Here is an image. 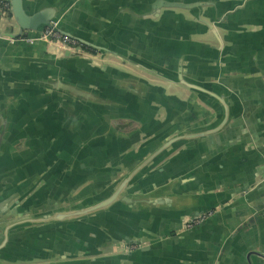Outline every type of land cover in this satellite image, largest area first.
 Here are the masks:
<instances>
[{
  "label": "crops",
  "instance_id": "1",
  "mask_svg": "<svg viewBox=\"0 0 264 264\" xmlns=\"http://www.w3.org/2000/svg\"><path fill=\"white\" fill-rule=\"evenodd\" d=\"M156 1H69L66 12L63 11L60 16L61 24L76 36L95 44L94 47L79 44L77 51L95 64L109 66L107 74L112 77L119 71L141 78L140 80L145 82L140 83V96H130L125 91H120L122 95L117 94L123 109L129 108V114L138 121L134 126L114 128L120 133L117 134L116 142H113L116 138L113 137V141L109 140L104 145L90 144L88 161L84 162L85 164L82 161L74 162L76 167L83 164L85 167L80 168L91 173L82 179L81 176H73L67 170L72 159L65 158L66 153L63 149H55L54 145L42 143L41 132L44 133L45 130L48 132V129H51L47 126L48 122H51L48 115L30 116L32 118L28 122L22 120L30 113L24 106L21 107L23 102L33 106L43 98H38L37 94L36 97H29L30 102L27 99L23 101L20 98H13L12 101L15 102L9 109L17 101L19 104L15 110L7 112V116L13 117L10 123H15L17 133H24L27 143L23 148L13 145L16 148L12 147L11 152L25 156L18 159L26 161L16 163L17 166L24 167L25 173L31 168L38 169L41 173L46 172L40 177L45 182L56 181L52 190L57 192L63 188L58 187V184L84 183L86 190L81 187L77 191L84 194L93 188L98 189V185H104L116 174H126L129 166L134 167L157 149L162 141L174 134L204 127L217 117L221 104L213 101L214 106H210L186 86L169 80L165 74L155 73L167 72L170 76L179 73L178 57L174 53L177 46L174 38L178 40L188 38L187 34H184L183 38V35L167 29L169 25L172 26L167 22H172L169 16L166 18L162 15L145 16L151 12ZM169 1L192 3L199 0ZM201 1L212 3L219 13H223L216 23L219 25L217 27L219 39L208 31L203 34H192L193 40L190 39L185 44L187 46L180 51L189 54L194 47L199 48H195V53H191L193 55L186 57L183 62V75L198 84L219 83L227 86L230 91L232 119L222 132L186 139L163 161L155 164L145 174H141L138 182L129 188L131 192L145 194L174 178H181L197 170L199 184L191 185L188 193L208 194L213 190L212 192L223 196V204L222 206L219 204L214 217L192 230L183 229L185 217L180 211L178 213L165 211L162 216L157 215L147 221L145 218L137 223L127 215L114 213L117 218L106 216V220H102L104 223L90 222L88 230L95 231L96 236L89 237V246L92 250L87 249L85 253L98 251L102 256L113 255L115 254L112 250L113 244L126 238L140 237L142 239L140 243L147 249L140 248L134 258L123 259L120 264H264V0ZM210 7L205 5L204 13L207 14ZM178 12L186 14L191 21L195 18V12L200 11L181 8L177 9L176 13ZM172 17L176 16L173 14ZM186 22L188 21L183 20V23ZM17 30L11 21L0 20V66L1 62L4 66H26L34 62L23 60L44 58L49 55L59 61L62 59L68 61L69 66H78L76 57H64L65 49L60 44L49 43L45 47L43 44L30 45L3 37ZM195 40L199 42L195 43L197 46L192 44ZM95 47L103 48L104 52L99 53ZM145 62L151 65L149 67L152 70L144 67L142 63ZM34 64L41 68L45 67L37 62ZM17 110L20 111L14 112ZM87 115L100 117L97 111L87 112L85 117ZM41 127L45 129L40 131L39 136L35 135L34 133ZM31 133L34 137L29 136ZM131 139L132 142L129 143ZM79 145L74 146V153L78 151ZM221 154L223 158L231 160H248L242 164V169L239 165L230 168L231 172L237 173L231 177L227 186L210 189L208 186L215 181V177L211 176L213 169L208 168V164L215 162ZM49 156L52 158L49 159ZM4 159L7 162L12 160ZM8 165L10 164L0 162V170L1 167ZM166 165L167 169L160 172L159 169ZM55 177L58 179L55 180ZM235 188H242L243 191L237 192ZM228 189H232L233 192L229 194ZM73 191L75 190L72 187L63 189L64 193ZM94 217L98 218L99 215ZM67 229V235L79 234V231ZM51 235L49 232V237ZM53 235L58 239L49 238L46 246L48 250H56L58 258L48 257V262L64 261L65 259L59 255L60 247L65 244L63 234L54 230ZM50 242L52 247L48 246ZM66 245L77 246L74 240H68ZM35 246L39 244H34L33 247ZM9 249L13 250L12 247ZM82 253L83 250L80 248H74L70 250V257L72 260L84 258ZM7 254L6 259L11 262L18 259ZM23 254L29 253L24 251Z\"/></svg>",
  "mask_w": 264,
  "mask_h": 264
},
{
  "label": "water",
  "instance_id": "2",
  "mask_svg": "<svg viewBox=\"0 0 264 264\" xmlns=\"http://www.w3.org/2000/svg\"><path fill=\"white\" fill-rule=\"evenodd\" d=\"M69 1L71 0H9L11 6L10 14L7 16H2L0 14V20L5 19L11 21L18 30L17 32H9L7 36L3 37L20 40L30 45L43 44L46 47L49 42L42 39L41 34L46 28H51L62 35L77 40L80 44L88 46L93 45L94 47L95 44H90V42L76 36L72 32L66 30L61 24L60 16L63 11L66 12L65 10L67 9ZM209 3L210 2L201 0L192 3L157 0L151 12L145 14V16L160 17L162 15L164 18L169 16L172 22H167H170L172 26L169 25L168 27L170 28L167 27V29H170L173 33L176 32L177 34L183 35V38L184 34L188 35L186 39L178 40L174 38L175 44H177L174 53L178 57L179 73L176 76H170L167 72L159 73L155 71V73L165 74L164 76L169 78V80L181 83L200 96L202 101L205 100L210 106L213 105V101L221 104L222 107L218 111L217 117L204 127L178 132L171 138L162 141V144H160L157 149L144 158L142 157L143 159L138 164L134 167L129 166L128 172L120 176L121 181L118 185L114 186V190L109 196L101 198L102 195L97 197L96 194L95 196L84 198L76 205L65 206L48 214H44L43 216L39 215L26 218L24 220L26 222H48V227L50 228H53L51 226L58 225L64 227V230L60 231V233L63 234L65 244L63 247H60L61 251L59 250V255L65 260L58 262L50 261L46 264H120L121 260L135 256L137 254L136 251L103 256L100 254L101 252L94 251L89 253L93 255L90 257L73 260L70 257V250L74 248H80L84 253L87 249H90V251L92 250L91 246H89V237L92 236L94 238L96 234L95 231L90 232V230H88L90 227L89 224H91L90 222H101L103 217L102 219H98L94 216L100 215L99 217H101L105 210L111 208H114L118 215L124 214L134 219L136 223L145 218H147V221L154 216H162L165 211L171 210V212L173 211L176 213L180 211V213L183 212V217H190L189 220H185L186 223H189L191 220L194 221L205 214H209L208 218L205 219L206 222L216 215L219 204L222 206L223 196L217 192H212L213 190L208 194L188 193L191 185L197 186L199 184L197 170H193L183 175L181 178H174L170 182L164 183L145 194L131 192L129 188L130 185L138 182V178L141 174H145L155 164L163 161L176 146L185 142L186 139L191 137L201 138L222 132L232 119L229 104L230 91L227 86L219 83L202 85L187 79L183 75V62L186 57L193 55L191 53H195V48H199L194 47L189 54L185 53V51H180L181 48L187 46L185 44H187L190 39L193 40L192 34H203L208 31L212 32L216 38L219 39L217 33V27L219 25L216 23L221 19L223 13H219L217 7ZM205 5L211 6L207 14L204 13L203 10ZM181 8L193 9L200 12H195V18L190 21L183 12L176 13L177 9ZM173 14L176 17H172ZM183 20L188 21L190 24L188 22L183 23ZM24 38H33L34 40L30 42ZM195 43L199 42L197 40L192 42V44ZM219 43H221L220 40ZM193 46L197 45L195 44ZM95 48L99 53L104 52L101 47ZM64 49V57H76L78 66H69L68 61L64 59L59 61L52 55L44 58L35 57L23 60V62L32 61L45 66L42 68L34 63L26 66H4V63L1 62L0 114L5 115L0 116V159L25 158V156L19 155L20 153L13 154L11 152V148L14 147L13 145H18L23 148L27 142L25 141L24 133H17V129L14 127L15 123H10L13 121L11 119L13 117L10 115L7 116V112L10 113L12 110H15L14 108L19 104V101H17L15 105H12V110L9 109V106L15 102L12 101L13 98H20L23 101L27 99L30 102L29 97H36L37 94L38 98H43L41 102H37L33 106L32 104L29 105L23 102L21 107L24 106V109L30 111V113L29 115L27 113L28 116L26 115L22 120L28 122L32 118L30 116L41 114L42 116H44V114L46 116L48 115L51 122H48L47 126L51 129H48V132L47 130H45L44 133L41 132L43 134H41L42 143L54 145L55 149H63L66 153L65 158L72 159L67 170H69L73 176H81V178L84 179L91 174L85 171V169L80 168L81 166L83 168L84 162L88 161L90 144L94 145L98 143L99 145H104L107 144L109 140L113 141V137H116L113 141L116 142L118 138L117 134L120 133L114 128L134 126L135 123L137 124L136 121L138 120H136L133 115L129 114V108H127V110L123 109V104L119 98H117V94L119 93V95H122L120 93L125 91L130 96H140V83H143V81L140 80L141 78L119 71L116 72L117 75L113 76V79L112 75L107 74V71L110 69L109 66L95 64L94 61L84 57L77 49ZM142 64L146 69L152 70L149 67L151 66L150 64L146 62ZM18 111L20 110L14 112ZM91 111H97L100 117H88V115L85 117L87 112ZM58 116L61 117L59 118ZM43 129H45V127H41L38 132L34 134L39 136L40 131ZM29 136L34 137L32 133ZM130 142H132V139L129 140V143ZM76 144H80V147L78 151L74 153V146H76ZM222 156L221 154L219 156L220 158H216L215 162L212 161L211 165L208 162V168L213 169L211 176L215 177V181L213 183L211 182L208 186L210 189L220 188L223 185L227 186L228 181L230 183L231 177L237 173L236 171L231 172L230 168L239 165L242 169V164L248 160H231L229 158H223ZM51 158L52 156H49V159ZM75 161H82L83 164L76 167ZM166 169L167 165L162 166L159 171L164 172ZM222 180L224 183H219ZM85 185L86 184L82 183L81 187H84L83 189L86 190ZM235 189V191L240 193L243 191L242 188ZM227 192L231 194L233 190L228 189ZM187 210L188 212H186ZM185 222L183 220V223ZM68 223H78L80 225L76 227L73 224L70 225V228L67 225ZM67 228H69V230L74 229L75 231H79L80 235L78 233H75V235H67ZM192 229L193 228H190L188 230ZM53 231H50L52 235L51 237L48 236V239L54 236ZM53 238L58 239L57 237ZM68 240H74L77 246H67L66 242ZM126 240L128 242L138 243L142 241L140 237L131 239L126 238ZM48 246L52 247L51 242ZM40 248L42 247L39 245L36 249L39 250ZM141 249L146 250L147 247L143 246ZM85 254L89 255L87 253ZM68 257L70 259H68Z\"/></svg>",
  "mask_w": 264,
  "mask_h": 264
},
{
  "label": "flooded vegetation",
  "instance_id": "3",
  "mask_svg": "<svg viewBox=\"0 0 264 264\" xmlns=\"http://www.w3.org/2000/svg\"><path fill=\"white\" fill-rule=\"evenodd\" d=\"M23 161L26 160L18 158L9 160V162L6 159L0 160L1 163L10 164L1 167L2 169L0 170V246L3 243L0 247V264H46L49 260L48 257L58 258V254L55 253L56 250H48L46 245L49 240V232L53 230L58 232L64 230L63 228L59 229L62 225L51 226L53 228H50L48 227V222L33 223L24 220L33 216H43L65 206L76 205L84 198L95 196L96 194L97 197L102 195L101 198H105L113 192L114 186L118 185L121 181L120 176H123L122 174H116L104 185H98V189L93 188L84 194L77 192L82 186V183L78 182L72 183L73 185L70 183L58 184V187L61 186L63 188L60 192H57L52 190V187L56 185V181L49 183L40 177L46 172L41 173L38 169L31 168L26 174L23 170L24 167L21 168L16 165V163ZM56 179L58 177H55ZM64 187H72L75 191L72 193H64ZM114 213H116L114 208L105 210L102 214L103 219L106 220V216H115L117 218L118 214L115 215ZM206 216H204V220L201 219L185 225V220H189L190 218L186 217L184 219L183 229H190L201 225L205 222ZM101 222L104 223V221ZM73 224L76 227L80 225L78 223H68L67 225ZM34 244H39L43 248L37 250L36 248L38 246L33 247ZM106 246L108 245L106 244ZM142 246H144L142 243L128 242L124 239L113 244L112 250L115 254H117L116 252L126 253L137 251ZM11 247L13 250L9 249ZM102 248L104 247L102 246ZM24 251L29 254H23ZM7 253L18 259L11 262L6 259ZM82 255L87 257L84 251Z\"/></svg>",
  "mask_w": 264,
  "mask_h": 264
},
{
  "label": "built area",
  "instance_id": "4",
  "mask_svg": "<svg viewBox=\"0 0 264 264\" xmlns=\"http://www.w3.org/2000/svg\"><path fill=\"white\" fill-rule=\"evenodd\" d=\"M10 2L9 0H0V14L2 16H7L10 14ZM41 38L47 40L51 44H60L64 48H69V49H77L79 46V42L75 39H72L68 36L62 35L57 31H54L51 28H46L44 32L41 34ZM25 40H28L32 42L34 39L33 38H24ZM207 214L203 215L202 217L197 218L194 221H198L204 218ZM209 216V214H208ZM208 216H206L208 218ZM205 217V219H206ZM204 220V219H203ZM194 221H190L189 223H185V225L190 224Z\"/></svg>",
  "mask_w": 264,
  "mask_h": 264
}]
</instances>
